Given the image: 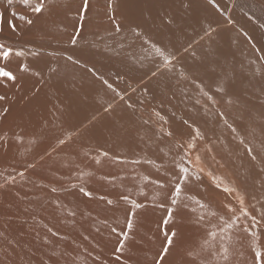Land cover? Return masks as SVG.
<instances>
[{
  "label": "rangeland",
  "instance_id": "374dc122",
  "mask_svg": "<svg viewBox=\"0 0 264 264\" xmlns=\"http://www.w3.org/2000/svg\"><path fill=\"white\" fill-rule=\"evenodd\" d=\"M123 1L116 0L117 6ZM128 1L126 4L128 8L119 7L115 11L116 19L113 21L112 28L115 30V23H117L121 26V31L116 30V34L120 33L125 38H142V42L151 39L154 41L165 40L161 35H154L155 32H158L159 25L163 23V21L161 22L162 16L166 18V15L153 11H149L150 14L147 7L160 4L165 7L171 2L174 5H177V2H182V0ZM136 1L140 5L147 4L142 13L139 9H134L133 12ZM131 2H134V5H131ZM35 3H38V0H31L30 4H25L23 0H0V46H3L5 50L13 51V55L8 60L0 58V70L9 71L15 76V81L0 77V96L5 97L4 100H0V264H154L164 246L165 231L169 233L174 231L176 236L163 264H252L253 238L242 229L251 224L253 215L258 220L264 215V181L259 180L260 183L258 179L252 181V173L250 174L249 171L243 170L239 166L247 163L246 166L249 169L252 167L254 169L260 164L257 159L261 163L264 161V140L256 145L253 143L250 126L228 124L235 119L237 122L243 123L237 117L238 114L232 113L235 108L224 109L223 113L212 107L201 108L204 114L201 117L206 119L205 127H208L206 129L200 124L201 117L182 116L177 112L175 104L165 101L166 99L164 102L158 100L157 104L145 100L149 104L145 109L137 108L136 104L128 105L129 112L131 110L137 112L136 114L131 112L132 117L138 114L137 117H141L145 121L142 123L140 119L136 120L134 117L135 119H132L138 123L132 125L131 116L127 119L129 115L126 116V114L123 115V119L129 120L126 124L125 120H121L122 115H119L117 116L119 119L115 117L106 120L105 126L108 125V127H105L103 123L101 129L98 128L99 124L97 127L96 125L91 127L92 120L82 126L84 128L89 126L93 132L97 130V134L90 133L89 135L88 131L92 130L89 127L86 129L77 128L80 125L79 120H82L87 112L89 113L92 105L97 104L98 101L100 103L106 100L103 97L104 94L100 92L95 95L91 93L93 97H89L87 94V98L85 93L88 91L86 87L88 82L85 86L81 84L85 82L78 83L80 82L79 77L76 79L78 84L73 83L75 80L73 76L77 75L81 70L79 67L85 66V64L80 61L79 54L71 53L66 48L68 46L76 47L79 44L78 31L81 28L78 12L83 0H46L44 12L41 14H35L32 11V4ZM100 3L101 0H89V10L86 16L97 20L98 14H103L100 11ZM112 11L114 10L110 11V16H112ZM106 12L109 14V11ZM240 15L245 17L241 18ZM21 16L24 19H20ZM28 20H31L32 26ZM245 20L251 26L256 22L252 15L241 11L237 15V21L245 26L247 25ZM250 25H248L249 28L254 30ZM60 29L63 31L60 32ZM170 29L168 28L169 31H171ZM73 39L76 41L75 44L71 42ZM172 43L176 44V41ZM16 52L21 55H15ZM141 53L139 52L137 56L142 58L146 56V53L144 56ZM54 56L62 61L60 62V59L57 60ZM63 61L66 64L71 62L68 68L66 64L65 68L63 63V66L61 65L63 70L66 69L67 72L71 66H74L75 71H73V80L69 75V78L62 75L61 80H58L60 86L62 83L63 85L66 83L65 80L66 84L72 85L73 83L74 87L75 84L76 86L81 84V86L74 89L69 86L73 92L69 90V87L67 89L66 86H62L66 91L60 94L58 92L61 89L57 87L56 80L61 76L60 74L65 73V70L63 72L59 67V63L62 64ZM193 63L191 60V65L188 66L191 67ZM22 66L27 70L22 71ZM71 70H68V74ZM88 70L91 74L93 73V79L99 78L93 69ZM193 71L196 73V70ZM57 74L58 78H55ZM65 74L67 75V73ZM62 79H65V83H61ZM67 79L70 81L68 82ZM145 81L147 80L142 82ZM115 86L120 87V84ZM81 87L87 90L81 89L82 91H80ZM112 90L117 92L114 87ZM62 93L64 98L65 93L68 96L72 93L76 94L73 96H79L76 99L75 97L71 99L75 102L78 100L77 104L72 101L75 109L72 104L70 105L71 101L68 104V109L58 101L61 97L59 95ZM82 94L85 95L84 98L81 96ZM80 97L82 99L79 101ZM85 101L88 103L86 104ZM77 106H80L81 109L89 108V106L90 108H86V112L84 109L80 112V108ZM161 110L164 112L163 115L159 113ZM149 111L155 112L156 119L149 117ZM168 113L169 115H165ZM218 113L221 115L220 123L216 119ZM158 114L160 115L158 116ZM63 115H66L68 121L63 118ZM185 117L186 120L183 121ZM156 120L158 121L156 122ZM110 121L114 124L109 125ZM113 125L117 129L113 130ZM121 126L124 129H121ZM247 129L249 130L247 131ZM107 130L108 135L104 136L103 133L104 131L107 133ZM146 130L149 133L144 135ZM162 130L166 133H162ZM166 130L170 131L171 136ZM64 131L66 137L62 133ZM200 131L202 132L200 133ZM69 132L72 134H68ZM100 132L104 137L102 135L100 137ZM150 132L152 133L150 134ZM158 134L162 136V138L160 136L162 140L158 138ZM138 135L141 139L146 137L143 142L149 136V143L150 141L153 143L147 144L146 141L145 144H141L142 141H134ZM204 136L205 138L207 136L206 140ZM162 141L165 142L161 146ZM183 142L188 145L190 142L193 143L196 150L195 148H193L194 150L183 148ZM202 142L204 143L202 144ZM210 143H212V147ZM166 146L169 150L171 148V153ZM221 146L234 149L233 158L231 155H223L227 156L229 162L233 161L232 165L224 163L222 159L220 160L224 164L218 160L215 152L221 154ZM162 147L161 152L158 151ZM189 151H199V153L193 158L192 152ZM196 156L199 157V160ZM200 160L205 164L203 169L197 164V161ZM234 161L237 162V165ZM178 165L188 167L190 177L183 186L180 201L177 205H172L170 193L177 181ZM238 173L239 176H237ZM243 173L245 174L243 175ZM159 184H164L165 187L160 188ZM241 186L243 189L245 188V191L243 190L245 194L242 193ZM81 188L91 192V197L85 196L80 191ZM224 188L233 189V191L228 193L223 191ZM249 190L250 192H248ZM124 197H127V201ZM241 198L244 201V207L252 214L248 218H241L231 229L221 231L224 221L234 215L228 211L229 206L236 210V214H239ZM196 200H200L205 207L201 208L195 203ZM108 201L112 203H108ZM133 201L140 204L141 207L134 208ZM169 208H174V211L172 219L165 226L163 221ZM220 217H223L224 220L222 221ZM129 220L132 222V230L128 234L129 239L125 241L123 253H118L116 248L120 240L123 239L120 233L127 231ZM112 229H116V231L113 232ZM251 230L264 232V229L260 227ZM213 232L216 233L215 238L210 235ZM258 243L264 245V236ZM223 247H227L229 250L228 261L223 259ZM117 256L120 257L119 260Z\"/></svg>",
  "mask_w": 264,
  "mask_h": 264
},
{
  "label": "bare ground",
  "instance_id": "6f19581e",
  "mask_svg": "<svg viewBox=\"0 0 264 264\" xmlns=\"http://www.w3.org/2000/svg\"><path fill=\"white\" fill-rule=\"evenodd\" d=\"M173 1H175V0H173ZM128 2H129L128 0H124L122 2V4L117 6L116 0H112L113 7L109 8L108 7L109 0H101L100 11L103 14L99 13L97 20H94L93 17H89V16L85 17V19L83 21V27L78 31V35H80V39H78L79 44L76 47H73V46L67 47L66 46L67 51H69L71 53L74 52V53L79 54L80 55V57H79L80 61L85 64V66L81 65L79 67V68H81V70L78 71L77 75L73 76V74H74L73 71H75V69H74L75 67L74 66L72 67L70 65L72 67V68L70 67V69H72L71 70L72 72L70 71L69 72L70 74H68V70H70V69H68L67 72H66V69H64L65 73H67V75L65 73H63V74H60L61 76H59V78H58L59 72L61 73L60 70H63L61 67L63 66L64 61L62 62V64L59 63L60 64L59 67L61 69L59 70V72L56 71V73H58L57 77L55 76V78H58L56 80L57 82H58V80H61L60 78H62V75H65L66 78L67 77L69 78V76H71L70 79H72V80H73V77H75V80H73V83H76V79L80 78V82H78V83L85 82L86 84L81 83L82 85L84 84V86H85V85H87V82H88V85L86 87L88 89L87 92H89V93H87V92L85 93L87 98H88L87 94H89V97L90 96L93 97L91 93H93L95 95L99 92L103 93L104 94L103 97L106 98V100L104 102L99 103V101H98L97 104L95 103V105H92V109L89 106V108L91 110L86 107L87 109H89V113L87 112L88 114L86 113L85 117L82 116L83 119L79 120L80 125L77 126V128L82 127L83 125L85 126V124L89 120H92V122H91L92 124L91 125L89 124V125L91 127H92V125L93 126L96 125V127H97V125L99 124L100 126L98 125V128L101 129L100 128L101 124L103 123L105 126L108 119L111 120V118H115L119 115H122L121 116V120H122L124 118L123 115H126V114H127L126 116L129 115V117L127 119H129L131 116L130 119L133 122L132 125L134 123H138V122H135L138 119H140L141 123H142V121H144V119L142 118L143 119L142 120L141 117L138 118L137 117L138 114L136 116H134V117H136V120H133V119H135L131 115V112H133V111L130 108L131 112H129L128 105H135L136 104L137 108L140 107V108L145 109L147 107V105H149L145 102V100L149 101V102H153L152 104H157L158 100L161 102H164V100L166 99L165 101H168L169 103L175 104V108L179 114H182V116L186 115L187 117H190V118L192 116H195V118L204 116V114L202 113L203 109H201V108L209 109L212 107L213 109H219L222 113H223L224 109H228V110L230 109L231 110V109L235 108V110L232 113H234V115L238 114L237 117H239V119H241L243 121V123L241 124V123L237 122L235 119V120L229 122L228 124H240L241 126L242 125L250 126L252 136H253V143H255L256 145H259V142L261 140H264V0H182L181 3L177 2L178 3L177 5L171 4L172 2L171 3L168 2L170 4H167V6H165V7H162V4H160V5L152 6L149 8L147 7V4L146 5H140L136 1L135 7L133 8V12H134V9H136V10L139 9V11H141V13H142V10L147 7L148 12L149 11H153V12H157V13L162 12V14L166 15V18H163V16H162L161 22L163 21V23L161 25H159V27H158L159 30H158V32H155V35H154V36L161 35V37L165 39L164 41H160L158 39L159 42H156L158 40L154 41L153 39L148 40V41L144 40V42H142L143 41L142 38H125V37H122L120 35V33L116 34L115 31L117 30V26L119 27V31H121V26L118 25L117 23H115V30L112 28V25H114L113 21H114V19H116L115 11H117V9H119V7L120 8H128V7H126V4ZM182 3H184V4H182ZM68 4H70V3H68ZM131 5H134V2H131ZM57 7H59V6H57ZM54 10H56V9H54ZM104 10L109 11V14ZM111 10H114L111 12L112 16H110ZM241 11H242V13H247L249 15H252V17L256 20V22H254L255 24L253 23V25L251 26L246 20L244 21L245 23H247V25H245V26L242 25V23H238L237 15H239L241 13ZM141 13L139 12V14H141ZM149 13L151 14V12H149ZM152 14H154V13H152ZM171 14H172V16H171ZM143 16H144V13H143ZM36 17H38V16H36ZM240 17L244 18L245 16L240 15ZM52 18H54V17H52ZM36 20H38V19H36ZM44 20H47V19H44ZM248 25L253 27L254 30H251ZM61 28H63V27H61ZM168 28H171L170 29L171 31H169ZM61 30L63 31V29H60V32H61ZM112 32H114V33L112 34ZM187 35H188V37H187ZM174 41H176V44L172 43ZM35 44H36V42H35ZM61 47L64 50L63 45ZM64 47H65V45H64ZM34 48H37V47H34ZM157 49H159V51H157ZM139 52L143 53L142 56H144V54L146 53V56L143 58L137 56V54ZM52 55H53V53H52ZM69 57H71V56H69ZM55 58L57 59V57H55ZM165 58H167V60ZM50 59H51V57H50ZM59 59H57V60H59ZM67 60H68V58H67ZM87 60H88V62H86ZM191 60L194 63L190 67L188 65H191ZM59 61L61 62L62 60L60 59ZM53 63H54V61H53ZM70 63L71 62H69V64ZM65 64H66V62L64 63V65ZM69 64L68 63L66 64L67 68L69 67L68 66ZM66 65H65V68H66ZM50 67H53V66H50ZM88 69H93L98 74V76H99L98 79L95 78L96 76L94 75V78L97 79L96 81H95V79H93V73L91 74ZM64 70H63V72H64ZM193 70H196V73H194L195 71H193ZM77 77H79V78H77ZM145 79L147 81L142 82ZM62 80L63 81H61V83L64 82L65 79H62ZM67 80H68V82L70 81L69 79H67ZM65 82L67 83L66 80H65ZM59 83H60V81L58 82L59 86L57 84L56 85H57V87H60V89L62 90V91L60 90L59 92L57 91L60 94H61V92L64 93L66 91V89H64L65 86H66L65 88H67V89L70 88L69 86H71L73 89L79 85L81 86V84L76 86V84H78V83L75 84V87L73 86V83H72V85L71 84L69 85L66 83H65L66 85L65 84L63 85V83H62L60 86ZM116 84H120V87L115 86ZM109 85L111 87H109ZM62 86H64V87H62ZM112 87H114L117 90V92H114L112 90ZM76 89L78 90V88H76ZM81 89H83V91L87 90V89L84 90V88L81 87L80 91H82ZM130 89H132V90L130 91ZM55 90H58V89H55ZM69 90H71V88ZM77 90H75V91H77ZM77 92H79V90ZM63 93H62V95H59V97L60 96L61 97L58 99V101L61 104H64L65 108L68 109V104L70 103V101H71L70 105L72 104V101L75 102L74 100H71V99H72V97H75V99H76L77 96H73L76 92L74 94L68 93V94H71L69 96L66 94L67 93L66 92L64 94V95H66L65 98L63 96ZM81 96L85 97L84 94H82ZM82 97L79 98V101H80V99H82ZM83 100H86V99H83ZM77 101L75 102L76 104H77ZM86 101H89V100L87 99ZM86 101H85V103L87 104L88 102H86ZM82 102H84V101H82ZM90 103H91V100H90ZM78 104H80V103H78ZM88 105H91V104H88ZM72 106H74V104H72ZM159 106H160V104H159ZM78 107L80 108V106H77V108ZM152 107H153V105H152ZM73 108L75 109V106ZM73 108H71V109H73ZM86 108H83L85 110V112L87 111ZM83 109L80 108L79 109L80 112ZM146 110H148V109H146ZM146 110H144V111H146ZM76 111H77V109H76ZM153 111H155V110L153 109ZM161 111L159 113H162L161 115H163L164 112L163 111L161 112ZM65 112H67V111H65ZM68 112H69V110H68ZM77 112L79 113V111H77ZM134 112H135V114L137 113L135 110H134ZM239 112H242V113H239ZM154 114H155V112L154 113L152 111L148 112L149 117H152V119H154L156 116ZM159 115L160 114H158V116ZM165 115H169V113L165 114ZM63 116H61V117H63ZM65 116L63 118L65 120H67V118ZM229 117H231V116H229ZM72 118H74V117H72ZM145 118L147 119V117H145ZM173 118H174V116H173ZM157 119H158V117H157ZM162 119H163V117H162ZM216 119L218 120V123H220L221 115L219 113L217 114ZM123 120H125V124L127 121H129V120L126 121V118ZM184 120H186V117H185V119H183V121ZM70 121H72V120H70ZM112 121H113V119H112ZM112 121L108 122V124L109 123H110L109 125H111V123L114 124V122H112ZM115 121L117 123V120H115ZM149 121L151 122V120H149ZM157 121L158 120H156V122ZM181 121H182V118H181ZM183 121H182V123H183ZM159 122H160V120H159ZM121 123H122V121H121ZM67 124H68V122H67ZM118 124H120V123H118ZM164 124H166V123H164ZM184 124H186V123H184ZM200 124L202 127L206 128V129L208 128V127H205V125H207L206 119H203L202 117L200 118ZM121 125H123V124H121ZM155 125H157V124H155ZM106 126L108 127V125H106ZM126 126H129V125H126ZM179 126H180V124H179ZM179 126H177V127L180 128ZM187 126H189V125H187ZM241 126H240V129H241ZM88 127L89 126H87L86 128H88ZM82 128H84V127H82ZM86 128H84V129H86ZM112 128H113V130L117 129V127H115V125H113ZM119 128H120V126H119ZM126 128H128V127H126ZM132 128H133V126H132ZM148 128H149V125H148ZM156 128H158V127H156ZM166 128H167V126H166ZM166 128H164V129H166ZM90 129H92V128H90ZM105 129H107V128H105ZM121 129H124V127L122 128V126H121ZM183 129H184V127H183ZM75 130L77 131V129H75ZM248 130L249 129H247V131ZM90 131H92V132H90ZM147 131L148 130H146V133H143V134L144 135L148 134L149 132L147 133ZM149 131H151V130H149ZM178 131H180V130H178ZM88 132L90 135V133L91 134L96 133L97 130H96V132L95 131L93 132V129H92V130H89ZM111 132H113V131H111ZM169 132L167 131V133H169ZM201 132L202 131H200V133ZM62 133H64V136H65V131ZM86 133H87V131H86ZM104 133H105V131H104ZM104 133H103L104 136L106 134L108 135V130H107V133H105V134ZM141 133H140V136H142ZM151 133L152 132H150V134ZM162 133H166V132H163V130H162ZM68 134H72V132L71 133L69 132ZM178 134H176V135H178ZM99 135L101 137V135H102L101 132ZM103 135H102V137H104ZM113 135L114 134L112 133V136ZM146 136H148V135H146ZM160 136L161 135H159L158 138H160ZM191 137H193V136H191ZM111 138H109V139H111ZM142 138L143 139L139 138V135H138V138H135L134 141L135 140L136 141H142L141 144L142 143L145 144L146 141H147V144L149 143V141H148L149 136L147 137V140L145 142H143V140H145L146 137H145V139H144V137H142ZM158 138H156V139L158 140ZM161 138H162V136H161ZM204 138H205V136H204ZM106 139H108V138H106ZM129 139H131V138H129ZM206 139H207V136H206L205 140ZM101 140H102V138H101ZM184 141H186V140H184ZM208 141H210V139H208ZM151 142L153 143V141H150V143ZM164 142L165 141L161 142V146L164 144ZM168 142H170V141H168ZM203 143L204 142H202V144ZM206 143H208V142L206 141ZM165 144H167V143H165ZM183 144H184L183 148L194 150L193 148H189L188 144H186L184 142H183ZM118 145H119V143H118ZM155 146H157V145H155ZM155 146H154V148H155ZM210 146L212 147V143H210ZM151 147L152 146L150 145V148ZM166 148H168V147L166 146ZM221 148H222V146H221ZM156 149H158V147H156ZM161 149H163V147L160 148L158 151L161 152ZM218 149H220V148H218ZM167 150H169V148ZM170 150H171V148H170ZM195 150H196V148H195ZM240 150H241V148H240ZM191 152L190 153L193 155V158L196 154L199 153V151H191ZM220 152H221V154H217V152H215L216 156L219 158L218 160L222 159L224 161V163L227 162L230 165H232L233 161H232V163L229 162L227 156L225 157L223 155H231L232 156L234 154V149L232 147L222 148ZM170 153H171V151H170ZM246 155H248V154H246ZM222 157H224V158H222ZM169 158H170V156H169ZM196 158H197V156H196ZM232 158H233V156H232ZM237 158H238V161L240 162L239 157H237ZM237 158H236V161H237ZM242 158H243V156L241 157V159ZM260 158L261 157L259 156V159ZM246 159H248V158H246ZM232 160H234V159H232ZM192 161L194 162V160H192ZM223 161H221V162L223 163ZM257 161H259L258 163H260L261 166L259 164V166L255 167L254 169H253V167L249 169L246 166L247 163L243 164V166H239V164H238V166L242 167L243 170L249 171L250 174L252 173L251 174L252 181H253V179H258V181L259 180L264 181V161H262V163L258 159H257ZM197 162H198L197 164L199 165V167H201L203 169L205 164L203 162H201V160L197 161ZM206 163H208V162H206ZM234 163L236 164L237 162L234 161ZM230 165H229V168H230ZM255 169H256V171H255ZM238 172H240V171H238ZM243 172H245V171H243ZM171 173H172V171H171ZM176 173H178V172L176 171ZM234 173H233V175H234ZM240 174H241V172H240ZM244 174L245 173H243V175ZM237 176H239V173ZM240 177H241V175H240ZM236 179L240 180V178H236ZM259 183H260V181H259ZM259 183L257 182L258 185H260ZM227 184H229V183H227ZM251 184H252V182H251ZM255 184H256V182H255ZM262 184H263V182H262ZM245 185L247 186V184H245ZM254 187H255V185H254ZM256 187H258V186H256ZM260 187H262V185H260ZM241 188H242V186H241ZM258 189H256V190H258ZM243 190L245 191V188L244 189L242 188V193L245 194V192ZM247 190H248V188H247ZM248 192H250V190ZM249 195H251V194L249 193ZM259 207H261V206H259ZM248 212H249V215L252 214L251 211L248 210ZM253 216H255V215H253ZM262 229H264V228H262Z\"/></svg>",
  "mask_w": 264,
  "mask_h": 264
},
{
  "label": "snow or ice",
  "instance_id": "6c2138e0",
  "mask_svg": "<svg viewBox=\"0 0 264 264\" xmlns=\"http://www.w3.org/2000/svg\"><path fill=\"white\" fill-rule=\"evenodd\" d=\"M25 4H30L31 0H23ZM46 0H38V3L32 4V11L35 14H41L44 10ZM109 8L113 7L112 0H109L108 4ZM89 10V0H83V3L79 9L78 16H79V21H80V28L83 27V21L85 19V16ZM15 15V14H13ZM20 19H24V17H19ZM28 23L31 24V20H28ZM119 30V27L117 26V31ZM139 35V33H137ZM73 44H75V39L71 41ZM159 51V49H157ZM13 55V51L11 49L5 50L3 46H0V58L4 60H8L11 56ZM15 55L19 56L21 53L16 52ZM167 60V58H165ZM170 62V61H169ZM22 71L27 70L26 67L21 68ZM0 77L7 78L9 81H15V76L10 73L9 71H4L0 70ZM106 83V82H105ZM109 87H111L109 85ZM5 97L0 96V100H4ZM5 112H7V109H5ZM170 136L171 133H168ZM189 148H194L195 145L193 143H189L188 145ZM104 155H107V153H104ZM255 158V157H253ZM197 160H199V157H197ZM179 172L176 173L177 175V181L174 185L173 191L170 193V199H171V204L172 205H177L178 202L181 199L182 191H183V186L184 184L189 180L190 177V172L189 168L186 166H179ZM160 188H164V184H159L158 185ZM219 187V185H217ZM81 192L85 196L91 197V192L85 191L83 188L80 189ZM223 191L231 193L233 189L229 188H224ZM124 199L127 201V197H124ZM108 203H112L111 201H108ZM196 204H198L201 208L205 207L203 203H201L200 200L195 201ZM240 208H239V214H236V210L231 208L230 206L228 207V211L232 212L234 215L233 217H230L229 220L224 221V227L221 229V231H225L227 229H231L233 225L237 224L241 218H248L249 217V212L247 209L244 207V201L241 198L239 200ZM132 206L134 208H140L141 205L135 203L134 201L132 202ZM174 211V208H169L168 209V214L165 217L163 224L166 226L169 221L172 219V213ZM212 215H215V213H212ZM220 219L223 221L224 218L220 217ZM264 228V215L261 216V219H257L255 216L251 217V224L249 226L243 227V231L246 232L248 235H250L253 238V242L251 245V251H252V264H264V245H260L258 242L261 239L262 236H264V232H256L252 231L251 229L255 228ZM132 230V222L131 220L128 221L127 223V231H124L120 233V235L123 236V239L120 240L118 247L116 248V252L118 253H123L124 248H125V241L129 239V233ZM113 232L116 231V229H112ZM210 235L215 238L216 233H210ZM176 236V233L173 231L171 233L165 231L164 232V237H165V243L164 246L161 249V253L158 254V257L155 259L154 264H163L164 259L166 256L169 254L171 247L173 246L174 243V237ZM223 259L225 261H228L229 258V250L227 247H223ZM117 259L119 260L120 257L117 256Z\"/></svg>",
  "mask_w": 264,
  "mask_h": 264
}]
</instances>
